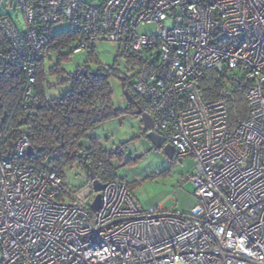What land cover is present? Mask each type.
Instances as JSON below:
<instances>
[{
  "label": "built area",
  "instance_id": "2783aa9c",
  "mask_svg": "<svg viewBox=\"0 0 264 264\" xmlns=\"http://www.w3.org/2000/svg\"><path fill=\"white\" fill-rule=\"evenodd\" d=\"M14 1L23 25L0 14V59L25 73L23 98L54 25L81 37L74 54L115 43L139 61L123 78L152 130L196 160L185 180L197 201L187 213L142 210L125 181L70 189L53 170L13 163L28 138L4 147L0 133V264H264V0ZM148 23L156 33H137ZM209 70L225 83L206 99ZM240 83L247 114L231 124L226 99Z\"/></svg>",
  "mask_w": 264,
  "mask_h": 264
},
{
  "label": "trees",
  "instance_id": "16d2710c",
  "mask_svg": "<svg viewBox=\"0 0 264 264\" xmlns=\"http://www.w3.org/2000/svg\"><path fill=\"white\" fill-rule=\"evenodd\" d=\"M80 38L70 29L52 30V36L42 51L43 58L36 63L35 80L30 84L31 91L26 99L23 98L27 84L25 73L0 59V133L7 135L4 147H10L19 136L25 135L33 152L26 151L21 157L11 155L13 163L53 170L62 181L64 170L74 165L84 172L87 179L91 171L102 183L123 181L117 175V168L121 165L117 162L121 160L119 148L115 151L106 150L100 139L92 135V131L114 117L126 114L136 117L134 101L128 102L124 108H117L112 102L109 80L111 77L120 79L125 76L118 66L117 53L113 64H99L95 71H91L87 64L88 60H95L94 49H91L87 52V61L81 67L72 73L65 71L63 64L68 63L74 54L71 44ZM6 43L7 37L0 32V48L4 49ZM122 59L126 68L133 62L139 63L137 58L132 60L125 56ZM82 68L85 73L80 72ZM49 77H56L59 84H69L70 88L48 98L46 88L50 83ZM224 83L222 75L209 70L199 86L203 96L210 99L218 95ZM123 85L126 89L127 79ZM243 91L244 83H240L232 96H227L231 124L247 114ZM133 97L142 108L146 107L140 98ZM125 183L132 194L139 180Z\"/></svg>",
  "mask_w": 264,
  "mask_h": 264
},
{
  "label": "rangeland",
  "instance_id": "374dc122",
  "mask_svg": "<svg viewBox=\"0 0 264 264\" xmlns=\"http://www.w3.org/2000/svg\"><path fill=\"white\" fill-rule=\"evenodd\" d=\"M96 1V0H83ZM12 3V7L8 4ZM16 10H14V8ZM8 14L18 22V27L23 25L21 11L14 0H0V14ZM69 24L62 22L52 27L53 31L67 29ZM158 27L154 23L141 24L136 31L139 34L156 33ZM117 53V45L110 41H103L95 45V60L87 61V51L73 54L70 61L63 64L66 72H74L81 67L85 61L91 71H95L99 64L109 66L113 64ZM120 71L127 72L122 57L117 58ZM50 82L46 88V96L52 98L58 96L70 88L69 84H59L56 77H49ZM112 89V102L117 108H124L128 101L125 96L123 82L116 77L110 78ZM126 89L133 96L135 90L127 84ZM92 135L100 139L101 144L108 151L119 148L121 164L117 168V175L123 181L139 180V184L132 190V196L142 210H148L155 206L163 209L179 210L187 213L197 201L195 187L191 180H185L187 175L196 173V160L191 156L168 157L163 148H156L133 115L126 114L114 117L100 125L93 131ZM125 162H128L127 164ZM64 183L70 189L83 186L87 177L84 172L74 165L64 170Z\"/></svg>",
  "mask_w": 264,
  "mask_h": 264
},
{
  "label": "water",
  "instance_id": "95a60500",
  "mask_svg": "<svg viewBox=\"0 0 264 264\" xmlns=\"http://www.w3.org/2000/svg\"><path fill=\"white\" fill-rule=\"evenodd\" d=\"M80 72L85 73L86 71L84 68H82L80 69ZM119 80L123 82L124 78L121 77ZM124 93L126 96V100L128 102L132 101V95L129 93L128 89H125ZM134 105H135L134 115L137 117L141 129L144 131L146 137L150 140V142L154 147L163 148L165 154L168 157H173V146L169 143H165L164 137L152 130L153 119L150 116V114L143 111L142 106L137 102H134ZM26 151L32 153L33 149L29 145ZM89 179L92 181L93 190L95 192H99L103 188V183L98 178H96L93 172L91 171L89 173ZM99 203H100V194L97 193L91 204V207L94 210H96L99 207Z\"/></svg>",
  "mask_w": 264,
  "mask_h": 264
},
{
  "label": "flooded vegetation",
  "instance_id": "af4514ba",
  "mask_svg": "<svg viewBox=\"0 0 264 264\" xmlns=\"http://www.w3.org/2000/svg\"><path fill=\"white\" fill-rule=\"evenodd\" d=\"M123 82H124V80H123ZM132 101L137 102V99H134V97L132 96Z\"/></svg>",
  "mask_w": 264,
  "mask_h": 264
}]
</instances>
